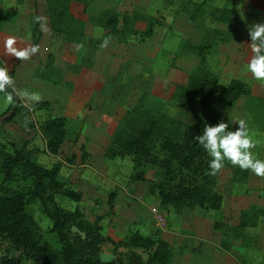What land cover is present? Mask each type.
I'll list each match as a JSON object with an SVG mask.
<instances>
[{
  "label": "rangeland",
  "instance_id": "1",
  "mask_svg": "<svg viewBox=\"0 0 264 264\" xmlns=\"http://www.w3.org/2000/svg\"><path fill=\"white\" fill-rule=\"evenodd\" d=\"M199 1L86 0L84 9L89 13L102 8L118 13L138 9L153 15L157 22L146 37L129 34L121 39L116 34H106L105 28L85 22L80 41L73 43L52 36L45 0H0V67L6 62L18 89L38 91L48 101L46 107L32 112L19 110L9 120L0 115V142L7 148L11 147L10 142L14 146L24 142L26 147L35 149L34 159L44 166L59 162V175L79 192V198L74 201L56 193L54 201L66 210L77 208L81 218L95 221L104 236L99 243L100 251L120 254L124 260L127 248L111 241L123 240L132 230L164 239L170 249L168 264H225L224 258L227 263L240 264L235 255L242 257L243 248L250 247L255 250L251 251L253 258L263 259L260 254L264 253V178L225 161L221 172L209 175L213 190L221 196L218 208L174 209L160 202L148 186L149 181L159 176L156 168L144 166L145 179H137L132 177L134 166L130 155H104L116 124L140 97L141 106L135 113L137 124L164 112L194 125L196 120L191 112L170 93L174 82H183L186 72L198 66L211 70L220 83L232 77L246 83L249 92L238 96L233 104L218 102L223 113L220 122L228 123L229 130L235 131L236 123L246 120L253 138L259 142L252 151L257 158L264 159V81H256L250 73L242 71L251 57L248 28L264 20V0H205L194 20H190L188 12L193 11V2ZM68 4V9L77 14L79 4ZM213 6L232 8L226 22L211 17L209 11ZM37 16L47 18V31L36 22L39 36L32 43L37 34L34 23ZM168 16L173 17L171 24L167 22ZM143 25V21L135 22L138 28ZM214 26L226 30L229 38L207 49L200 63L195 53L184 50V45L186 40L202 42L205 29ZM9 37L18 39L15 45L18 48L39 45V51L30 60L20 61L7 53L5 41ZM106 37H111V41L101 48ZM47 53L52 56L49 60ZM104 84L108 90L99 94ZM93 96L102 102L98 106L99 117L89 113L95 107L89 102ZM6 107L0 93V112ZM26 115L31 119L27 128ZM48 115L66 118V137L54 154L41 151L44 139L38 124ZM111 191L109 206L107 197ZM26 209L37 223L42 239L57 248L59 243L51 220L35 197H28ZM250 209L258 211L254 223L239 227L241 211L248 210L254 216ZM69 232L80 238L84 234L74 224ZM133 249L145 260L144 250ZM6 256L24 264L44 261L41 253L10 248L8 241L0 238V264H5Z\"/></svg>",
  "mask_w": 264,
  "mask_h": 264
},
{
  "label": "trees",
  "instance_id": "2",
  "mask_svg": "<svg viewBox=\"0 0 264 264\" xmlns=\"http://www.w3.org/2000/svg\"><path fill=\"white\" fill-rule=\"evenodd\" d=\"M78 6L77 14L68 9V3ZM77 2V4L75 3ZM81 2V3H80ZM86 0H45L46 12L50 21L51 34L64 41L78 43L83 35V25L90 22L106 29V34L125 38L129 34H137L141 38L148 36L157 19L140 10L118 13L111 8H102L97 13H89L84 9ZM205 0L193 2V11L188 12V18L194 20L195 13ZM72 4V6H73ZM209 11L211 17L226 22L232 8L213 6ZM136 21H143L142 28L135 26ZM264 22L259 20L257 23ZM36 23V20L35 22ZM36 33L32 43H35L39 33L37 23ZM206 36L200 43L186 40L187 52L195 53L199 62H203L205 52L219 41H226L229 33L219 27H207ZM46 54V59H51ZM51 67V65L49 64ZM52 68V67H51ZM183 82H174L170 96L182 107L191 112L196 120L194 125L185 123L164 112L151 115L141 124H137L135 113L141 106L140 99L126 110L124 117L116 124L110 136V142L104 149L106 157L130 155L134 166L133 178L145 179L144 166H153L158 170L157 179L149 181L151 191H155L160 202L171 205L174 209L183 206L200 209L218 208L221 196L212 188V178L209 176V160L207 152L194 140L202 134L206 124L216 125L223 113L218 108V102L231 105L238 96L249 92L246 83L236 77L224 83L217 80L216 75L205 67H194L187 71ZM17 100L15 106H7L0 112L3 120H9L17 111H28L20 106ZM47 100L35 105L34 109L46 107ZM66 118L64 115H48L39 124V131L44 139L41 151L56 153L66 137ZM7 148L0 142V238L8 241L10 248L38 252L44 256L40 264H168L170 249L161 237L143 235L132 230L123 240L111 241L112 244L127 248L125 260L118 254L115 260L101 262L97 258L100 251L99 243L104 236L99 231V225L80 217L77 208L66 210L53 199L59 193L71 200H78L79 192L66 184L59 175V162L44 166L34 159L33 148H28L22 142ZM73 154L68 157L71 160ZM246 172V171H245ZM113 191L107 197L111 206ZM35 197L43 213L51 220L59 246L53 248L45 242L39 232V227L32 215L27 211L28 197ZM241 211L237 225L243 227L253 224L257 210ZM74 224L84 232L83 237L70 233L69 227ZM133 247H140L146 252L145 260ZM7 257V256H6ZM5 264L19 263L9 256Z\"/></svg>",
  "mask_w": 264,
  "mask_h": 264
},
{
  "label": "clouds",
  "instance_id": "3",
  "mask_svg": "<svg viewBox=\"0 0 264 264\" xmlns=\"http://www.w3.org/2000/svg\"><path fill=\"white\" fill-rule=\"evenodd\" d=\"M46 19L41 16L35 17L36 22L41 24L44 31H47ZM166 19L169 24L173 22L172 16H168ZM248 35L251 57L242 71L250 73L256 81H264V22L250 25ZM110 41L111 37H106L100 47L106 48ZM17 43L16 37H9L5 41V48L8 55L20 61L30 60L39 51V45L18 48L15 46ZM80 47L82 45H77V48ZM0 93L3 94L5 106H15L19 100L20 106L29 112H32L35 105L43 100L38 91L16 87V82L10 74V67L6 62L5 66L0 67ZM30 122V117L26 115L24 127L27 128ZM236 124H238V128L235 131L229 130V124L223 121L214 126L206 124L202 134L194 137V140L211 157L208 174L217 175L225 167V161H228L234 167L238 166L243 171H251L256 176L264 178V159L257 158V155L252 151L259 142L253 138L246 120L241 119Z\"/></svg>",
  "mask_w": 264,
  "mask_h": 264
},
{
  "label": "crops",
  "instance_id": "4",
  "mask_svg": "<svg viewBox=\"0 0 264 264\" xmlns=\"http://www.w3.org/2000/svg\"><path fill=\"white\" fill-rule=\"evenodd\" d=\"M139 59V58H138ZM95 69H97L96 67H94ZM93 68V69H94ZM108 90V87L106 86V84H104L103 85V87L101 88V91L99 92V94H102V93H105L106 91ZM91 99V101H89L90 102V104L93 106V104H94V106L95 107H92L91 109H90V111H89V113L91 114V113H95L98 117L100 116V111H99V108H98V106H101V101L99 100V98L97 97H94L93 96V98H90ZM93 100V101H92ZM91 102H94V103H91ZM89 113H88V117H89ZM110 113V114H109ZM108 114L109 115H111V111L110 112H108ZM107 114V115H108ZM106 115V116H107ZM88 120V119H87ZM264 232V231H263ZM208 251L209 252H211V249L210 248H208ZM251 251H254L255 252V250H254V248L253 247H250V248H243V250H242V252H241V255H242V257H239V256H237V255H235L236 256V258L239 260V263L240 264H242L241 263V261L243 262V264H264V253H263V255L262 254H260V256L263 258V259H260V257H258V258H253V256L251 255ZM245 254V255H244ZM244 256H245V258H244ZM224 258V257H223ZM223 261H225V264H234V261H232V263H227L226 262V259L224 258L223 259ZM201 264H208V263H201Z\"/></svg>",
  "mask_w": 264,
  "mask_h": 264
},
{
  "label": "water",
  "instance_id": "5",
  "mask_svg": "<svg viewBox=\"0 0 264 264\" xmlns=\"http://www.w3.org/2000/svg\"><path fill=\"white\" fill-rule=\"evenodd\" d=\"M97 258L101 262H108L110 260H115V256L111 252H105V251H100L97 254Z\"/></svg>",
  "mask_w": 264,
  "mask_h": 264
}]
</instances>
